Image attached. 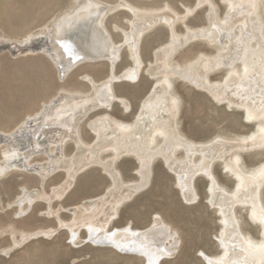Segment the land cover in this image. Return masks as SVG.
Instances as JSON below:
<instances>
[{"label": "bare ground", "instance_id": "obj_1", "mask_svg": "<svg viewBox=\"0 0 264 264\" xmlns=\"http://www.w3.org/2000/svg\"><path fill=\"white\" fill-rule=\"evenodd\" d=\"M214 3L212 0H198L195 7H184L185 12L179 14L169 3L160 10H147L126 0H120L117 5L101 0H74L68 10L70 12L60 13L40 33L31 34L24 42H18L21 46L34 43V47L29 48L19 46V53H41L50 57L58 67L61 80L66 78L70 69L81 64L74 65L75 58L83 56L90 62L95 49L98 56L107 57L102 61L110 64V75L102 82H96L88 75L82 77L91 84L90 92L61 91L48 103L44 102L41 110L26 119L14 132L0 134V148L7 147L2 152L0 177L11 170L24 171L40 177L44 187L46 180L55 173L63 171L66 175L65 181L54 189L53 196L36 195L23 188L16 202L21 213H25V206L30 209L38 199L47 200L49 206L54 198L63 199L74 187L81 172L93 167L101 168L112 182L106 192L88 199L89 205L75 208L73 223L61 222V226L69 230L71 242H82L80 229L83 228L88 232V241L94 245L135 254L142 257L145 264H161L176 254L181 243L178 233L161 215L155 214L152 224L145 229H135L131 223L122 228L109 229L119 217L121 208L150 186L153 166L160 159L175 176L176 186L187 204L200 200L196 178L203 176L208 181L206 203L219 216L221 228L216 236L220 253H199L205 263L264 264V161L249 168L243 156L264 151L262 0H222L226 7L222 17L218 15V7ZM205 4L210 8L206 14L207 24L199 28L189 27L186 23L188 18ZM120 9L130 12L133 20L129 21V31L122 30L124 40L118 44L108 31L106 20ZM101 14L104 17L100 19ZM95 20L108 31L112 46L108 47L96 29ZM179 23L186 29L184 34L176 31ZM158 25L167 26L171 38L154 51V61L146 70L154 84L141 102L134 120H120L111 115L114 103L121 105L124 114L131 112L132 105L115 93L114 84L139 82L142 67L145 66L140 53L141 39ZM84 28L88 35H84ZM196 41L205 42L216 52L211 55L201 53L185 65L174 61L181 49ZM66 43L78 45L72 58L64 49ZM124 47L129 49L132 65L117 73L116 65L121 60ZM5 49L11 50L10 47ZM220 71H225L223 79L212 81L210 76ZM177 80L205 92L219 106L225 105L231 112H241L245 123L254 126L253 131L232 138L216 136L201 143L186 138L178 121L183 105L175 89ZM103 109L107 112L88 124L95 137L88 144L81 135L80 125L89 114ZM68 141H72L76 148L71 156L65 153ZM179 152L184 153L183 157L177 156ZM107 154L111 156L103 159L101 155ZM39 155L46 156L47 161L32 163L31 160ZM124 157H132L138 163L135 170L138 181L128 183L124 187L127 192L123 187L124 191L120 189L123 180L116 165ZM217 162L221 163L223 173L234 181L232 189L221 184L214 174ZM237 208L246 212L250 222L259 229V238L243 230ZM52 233L42 234L47 237Z\"/></svg>", "mask_w": 264, "mask_h": 264}, {"label": "rangeland", "instance_id": "obj_2", "mask_svg": "<svg viewBox=\"0 0 264 264\" xmlns=\"http://www.w3.org/2000/svg\"><path fill=\"white\" fill-rule=\"evenodd\" d=\"M101 1L112 5H117L120 2V0ZM126 1L147 10H160L169 3L168 5L179 14L185 12L184 7L193 8L198 3V0ZM213 1L216 3H214L216 8L218 7V15L224 16L226 7L222 0ZM18 3L20 13H26L27 9L33 8V23H30V26H34V33H40L44 27L52 23L57 15L70 9L74 0H18ZM209 9L207 4L197 9L186 21L187 25L191 28L205 26L207 24L206 14ZM260 12L264 20V0H262ZM19 19V29L26 28V16L20 14ZM131 20H133V15L123 9L107 18L106 26L116 43L123 42L124 33L122 30H130L129 21ZM152 29L143 35L140 43V53L145 66L142 67L143 72L141 71L139 82L136 84L127 82L114 84L115 93L119 97L126 98L129 102L130 99L133 101L129 115H123L124 109L119 103H114L112 111H110L111 115L126 122L134 120L141 102L147 97L154 84V80L146 74L149 63L154 61V51L171 38V32L165 25H158ZM176 31L179 34H184L186 29L182 23H179L176 25ZM24 37L25 34L19 32L15 39L22 40ZM215 52V49L205 42L196 41L181 49L174 57V61L185 65L201 53L211 55ZM121 54V60L116 65L117 73L132 65L127 47L123 48ZM44 70L46 71V67L43 64H36L35 113L41 109L44 102L48 103L61 91L90 92L91 84L83 80L82 77L88 75L92 76L96 82H102L110 75V64L106 61L84 63L73 74L62 80L55 78V75H52L53 78L50 79L49 74ZM224 75L225 71H220L211 75L210 78L212 81H220ZM176 82L175 89L180 95L183 105L178 121L182 126L180 127V130L183 131L181 133L186 138L201 143L210 141L216 136L232 138L234 135H247L253 131L254 126L245 123L241 112H231L225 105L216 104L205 92L179 80ZM106 112L105 109L93 112L87 116V120L85 119L81 123L80 132L86 143H92L95 139L88 124ZM68 142L65 146V153L71 156L75 153L76 148L72 141ZM6 148V146L0 148V161L3 160L2 152ZM257 152L243 154L245 164L249 168L264 161V151ZM261 152L263 154H260ZM183 154V152H179L177 156L180 158L183 157ZM101 156L105 159L111 154ZM33 159L32 163L42 164L47 161V157L44 155L36 156ZM158 160L153 166L154 175L150 187L137 193L130 202L126 203L121 209L120 218L114 223L112 222L109 229L125 227L129 221L133 222L132 225L135 229L147 228L152 223L154 214L159 213L181 239L176 254L165 259L162 264H206L199 253L200 251H204L208 255L220 253L216 236L221 228L219 216L206 203L208 181L203 176L196 178L195 183L200 200L195 204H187L176 186L175 176L166 169L160 159ZM117 163L121 181H124H122L123 185L120 183V189L121 191L125 189L127 192V188L124 187L128 183L138 181V176L135 174L138 163L132 157H124ZM214 166L213 171L219 182L228 189H232L235 183L223 173L221 163L217 162ZM55 174L46 180L44 187H42L40 177L24 171L11 170L5 176L0 177V264H145V260L135 254L92 244L88 241V232L83 228L80 229L82 242L73 244L69 230L61 226V222L68 225L73 223L75 208L82 204L89 205L88 199L103 195L111 185L110 178L102 172L101 168L93 167L81 172L76 178L74 187L63 199L54 198L50 206L47 200L38 199L30 209L25 206V213H21L16 202L22 195L23 188L36 195L53 196L54 189L60 186L66 178L63 171ZM262 196L264 200V189ZM13 204L15 205L13 206ZM236 212L242 219L243 230L255 238H259V229L250 222L246 212L241 208H237ZM48 231L53 233L47 237L42 234Z\"/></svg>", "mask_w": 264, "mask_h": 264}, {"label": "crops", "instance_id": "obj_3", "mask_svg": "<svg viewBox=\"0 0 264 264\" xmlns=\"http://www.w3.org/2000/svg\"><path fill=\"white\" fill-rule=\"evenodd\" d=\"M13 1H17V2H13ZM68 10L69 9L65 11ZM20 14L26 16V22H27L26 28L23 29H19ZM33 15H34L33 8L31 10L27 9L26 13L25 12L20 13L18 0H0V43L2 42L0 45V134L2 135L3 134L8 135L14 132L26 119L36 114L35 113L36 64H43L44 67H46L47 72L45 70L44 71L49 74L50 79L53 78L52 75H55V78L60 79L58 67L54 64V62L50 59V57L44 54L38 55L41 53L34 54L30 52H24V53L21 52L22 53L21 54L17 50V48L21 46L18 44V42H24L26 38H28L31 34H34V29H33L34 26L32 27L30 26V23H33ZM19 32L25 34V37L22 38V40L15 39V37L18 36ZM29 46L34 47V43L33 45H28V44L26 46L24 45L23 48L25 47L29 48ZM5 47H10L12 51L5 49ZM86 62L94 63L95 61H90V62L86 61ZM84 63L79 64V66H81ZM79 66L77 65L74 66L75 68L73 67L72 69H70L65 77L67 78L69 75L73 74L74 71ZM130 104L131 105L133 104V101L131 99H130ZM129 114L130 113L124 114L123 112V115H129ZM153 175H154V170H153ZM153 175H152V179H153ZM151 184L152 181L150 185ZM119 218H120V213H119V217L116 220H118ZM129 223L133 224L132 221H129L128 224Z\"/></svg>", "mask_w": 264, "mask_h": 264}, {"label": "water", "instance_id": "obj_4", "mask_svg": "<svg viewBox=\"0 0 264 264\" xmlns=\"http://www.w3.org/2000/svg\"><path fill=\"white\" fill-rule=\"evenodd\" d=\"M66 12H70V11H66ZM102 13H104V12H102ZM69 14H71V13H69ZM103 17H104L103 14H101L100 19ZM97 21L95 20L96 29H98V31L100 32V35L105 39L106 44H108V47L112 46L113 43L110 39V35H109L108 31L106 30L104 25H102L101 23L99 24ZM83 32H85L84 35H88L86 28H84ZM64 49H65V51H67V53H69V55H71V58H72V55H74L75 51L78 50V45H77V43H73V44L72 43H66ZM96 51H97V49H95L94 52H92V53H94V56L92 58H89L90 61H102V60L107 59V57H105V56H98ZM107 55H108V53H107ZM75 59H76V62L74 63V65H77V64L82 63L84 61H87V59L83 58V56H79Z\"/></svg>", "mask_w": 264, "mask_h": 264}]
</instances>
